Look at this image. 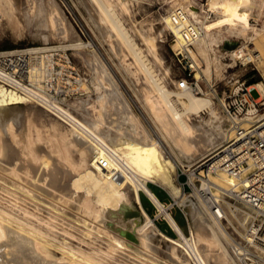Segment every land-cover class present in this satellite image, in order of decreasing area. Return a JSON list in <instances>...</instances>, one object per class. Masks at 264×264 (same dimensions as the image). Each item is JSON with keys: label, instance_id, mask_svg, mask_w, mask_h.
Instances as JSON below:
<instances>
[{"label": "bare ground", "instance_id": "6f19581e", "mask_svg": "<svg viewBox=\"0 0 264 264\" xmlns=\"http://www.w3.org/2000/svg\"><path fill=\"white\" fill-rule=\"evenodd\" d=\"M250 1L256 6L264 4V0ZM87 2L94 9L95 21L97 20L106 33L116 38L122 48L127 50L124 55L133 57V63L143 73L148 86L150 85L154 93L157 92L159 98L161 97L159 105V102L154 100L151 90L146 91L143 100L156 122L160 135L162 134L171 144L182 161L188 162V167L193 166V155L197 153H194L195 151L211 154L233 137L240 135L262 115L253 113L238 118L228 110L224 101L226 112L237 120L240 127L238 130L233 126L227 113L223 114L211 96L196 95L191 86H183L181 83H176L173 90L168 88L164 82L167 74L160 76L156 73V67L162 66V61L156 50L153 25L148 26L150 28L146 31H141L136 26V28L134 26L128 28L124 17L127 16L125 14L131 17V9L124 0H88ZM237 3L238 0H207L206 5L209 7L208 11L215 12L221 19L230 20L232 26L237 29H243L244 24V28L248 30L241 33L249 34L250 39L242 40L238 49L229 48L230 56L238 57L244 63L251 62L258 65L263 62L262 51L258 54L252 52L247 42L255 41L258 36L263 40L264 26L259 28L237 19ZM188 7L186 9L185 6H179L181 10L172 9V11L169 8L168 13L161 18L159 32L163 35L172 33L185 46L182 45L185 51L190 45H199L208 52L210 79L208 83L211 86L217 76L221 77L225 73L227 63L223 58L226 52L222 51L219 45L212 50L208 40L210 25L207 17L201 16L205 11L204 4H200V11L193 5ZM31 14L33 10L31 13L30 8L16 12L10 0H0V24L10 28L14 35L24 34L25 21L27 23L35 21V24L39 21L37 18L31 20ZM40 14L44 16L43 13ZM52 20L47 19L45 25L44 23L42 24L44 26L40 25L42 28H39L35 34L45 43L51 35H54L51 31L54 23ZM66 32L67 29L64 33ZM73 33L75 32L71 34ZM69 34L67 32L63 38H68ZM139 34L144 41L143 47L136 39ZM70 45H83V42L78 41ZM89 53L98 70L94 78L97 80V88L100 89L98 107L88 106L85 104L88 102L80 98L73 101L75 107H71L72 109L61 108L66 111L63 120L71 124L70 129L64 133L68 140L63 139L68 142L66 144L71 151L75 148L80 155L78 164H84L88 155L93 156L96 161L94 170L98 177L91 179L97 185L96 202H92L89 194L77 198L76 195L65 192V188H57L63 180L59 172L61 175L64 170L52 167L48 160H45L46 157H43L42 150L38 152V147L36 148L34 131L39 125L34 118L36 111L32 108L36 105L27 101L22 95L0 88V264H161L150 254L152 249H155V244L161 241L167 244V249L172 255L169 256L170 254L166 252L168 256L174 257L180 264H191V259L196 264H211L210 256L213 254L216 255L218 264L228 262L239 264L235 255L231 253V246H228L230 241L227 231L221 228H224L222 221L209 214L206 203L201 199L186 198L181 189L175 186L173 176L176 166L169 155L165 154L161 141L155 139L152 131L150 132L148 126L146 127L142 122L141 116L136 113L131 101L121 90L122 87L120 88L119 83L116 82L117 79L109 72L108 65L100 58L99 52L94 48L90 49ZM191 57L198 67V61L193 55ZM257 87L264 94L263 82L253 84L250 89ZM173 95L176 96V100L172 98ZM110 105L130 129L127 137L118 141L116 138H120L124 133L122 130H117L120 136L115 135L116 138L113 136L116 128L113 129L110 124L108 126ZM50 123L55 129L59 126L58 120H55L54 124L52 121ZM64 134L61 133V136L63 137ZM56 149L57 147L54 150L57 151L59 147ZM67 155L69 156V153ZM72 167L68 168L70 172L74 170ZM77 173L79 175V172ZM75 179L81 184L79 178ZM221 179L232 184L238 182L236 177L227 172H222ZM148 182L168 188L175 200L183 204L189 217L190 236L186 235ZM90 186L92 187V184ZM127 186L133 189V200L121 192V189ZM140 190L145 192L165 214L179 237L165 235L156 227L142 206L137 209V203L140 204ZM54 199L67 204L77 201L80 207L92 216L94 222H81L69 216L61 210L63 206L57 205ZM235 207L238 212L236 209L232 211L229 206L227 208L233 212L232 214L239 213V216L242 214L244 221L248 222L252 218L254 210L247 204L240 203ZM226 216L228 217V213ZM233 217L234 220L236 216ZM247 222L242 223L244 225L242 226L247 227L245 226ZM74 225L81 228V236L70 229ZM75 239L88 247L75 243ZM179 247L182 248L183 255L180 254Z\"/></svg>", "mask_w": 264, "mask_h": 264}, {"label": "rangeland", "instance_id": "374dc122", "mask_svg": "<svg viewBox=\"0 0 264 264\" xmlns=\"http://www.w3.org/2000/svg\"><path fill=\"white\" fill-rule=\"evenodd\" d=\"M10 1H11L13 9L16 12H19V11L23 12L24 10H27L28 8H30L31 13L33 10V14H31L32 17L30 16L32 18L31 20H34V18L35 19L37 18V21L39 19V21L42 20V22L40 23L39 21L36 22V24L39 26V27L38 26L36 27V24L34 23L35 21L34 22L32 21V23L31 21H28L29 23L25 21L24 28H23L24 34L22 36L14 35L13 33H11L12 30L10 28H6L2 24H0L1 25L0 26V50L21 48V47H27L31 45H44V46L64 45L68 49L75 64L84 73L86 80H87L86 84L84 85V89L87 92L86 95L78 96L79 98L76 97L75 99H73L71 102V105H72L71 107H75V104L73 101H76V99L80 100V98L81 99L83 98L85 102H88L85 104L94 108L95 105L98 107L97 99H98V94L100 92V89L97 88L96 86L97 80L94 79L95 75L98 74V70L97 68H95V64H93V61L90 58L89 50L90 49L92 50L95 48L96 51L99 52L98 54L100 58L103 60V62L108 65L107 67L110 70L109 72L113 75V77L115 76L114 78L117 79L116 82L119 83L120 88L122 87L121 90L124 92L127 98L131 101V104L133 105V108L135 109L136 113L141 116L140 119L142 120V122L145 124L146 127L147 126L149 127V128L147 127V129H149L150 132L152 131L151 133L153 134L155 139H159L161 141V147L163 148L164 152H166L165 154L167 156L169 155V157L175 163L176 172L173 176L175 177L174 178L175 186L181 189L182 193H184L183 195L186 198L197 200L199 198L197 196L198 193L196 190L193 191L191 187L188 185L187 183L188 177L192 175L191 173L195 167L197 168V170L200 169L199 165L205 159H207L210 154L207 155L206 152L202 153L199 151H195L194 153L196 152L197 153L193 155L194 161L192 160V163L193 162L194 163H193V166L190 168L187 166L188 162L182 161L180 157L178 156V154L176 153V151L172 148L171 144L168 141H166V139L162 136V134L160 135V132L156 126V122L154 121V119H152L151 112L148 109V106L145 104V100H143L145 98L144 95L146 91L150 92L151 90H153V88L150 87V85L148 86L147 82L145 81L143 73L140 70H138L137 65L133 63V57H131L130 55H126V56L124 55L127 53V50L122 48L121 44L118 42V40H116V38L109 36L108 33H106V31L98 24L97 20L95 21V16H94L95 12L91 4L87 2L88 0H10ZM124 1H126L129 4L130 9H131V13H130L131 17L128 14H125V16L126 15L127 16L124 17L125 25L128 28L129 27L132 28L133 26L134 27L136 26L140 28L141 31H146V30H149L150 28L148 26H151V24L153 25L155 35H156V40H155L156 50L162 61V66L156 67V73L160 74V76H164L165 74H167L165 75L166 78H164V82L166 83L168 88L173 90L176 86V83H181L183 86H191L194 94L200 95V96L201 95L211 96L215 100L219 109L223 112V114H225L227 112H226V109L224 108L225 106L223 103L225 101L226 95L229 93V87H232L236 80L238 79H240L241 81L246 80L247 85L256 84L259 82H263L264 84V73H263L264 72V43H262L264 39L261 40V37L258 36V38H256L255 41L252 42L251 40L247 42V46L250 50H252V52H256L258 54V52L260 53L262 51L261 53H262L263 62L259 63L258 65L251 63V62L244 63L242 62L243 60L238 57H235V58L231 57L230 56L231 51L229 48H227V45L230 42L231 43L236 42L237 46L234 48L238 49L239 44L242 43V40L247 41L250 39V37H248L249 34L247 35L246 33V35H242L243 33H241L242 31H247L248 29L244 28V24H243L242 26L243 29L239 30L236 27L232 26V22L230 20L224 19V18L221 19L220 16L217 15L215 12L208 11L209 7L206 5L207 0H124ZM177 3L179 4L180 7L185 6L186 9L189 8L188 6L193 5L199 8V11L201 10L200 4H204L205 11L202 12L201 16L202 17L206 16L208 19V23L210 25V28L208 30V40L212 46V50H214L215 46L217 47L219 45V48L222 51L226 52V55L223 58V61L227 63L225 73L221 77L217 76V79H215L212 82L211 86L208 83V80H210L208 76L209 75L208 52L205 51L203 47L199 45L198 46L190 45V47L186 48L187 51H185L182 47L183 44L172 33L169 32L163 35L159 32V29L162 24V20H161L162 16L167 14L169 10L172 11V9L181 10ZM16 8L18 10H16ZM184 11L185 13L187 12L186 10ZM40 13H43L44 16L42 17V14ZM238 17H245L246 19L243 22H246V24H249V25L252 24V25H255L256 27L262 28L264 26V4L261 6H256L250 0H238L237 6H236V18L238 19ZM47 19H53L52 21H54V23H52L53 28L51 27L52 29L51 31L53 32L54 35H51L50 39H48L47 43H45L43 40L37 38L35 34H37L36 31L39 28H42L41 26L45 25V22ZM43 23L44 25H42ZM66 29H67L68 34L70 33V31L75 32L76 34L73 33L74 34L73 35L71 34L72 33L71 32L68 38H63V36L67 35V32L64 33ZM263 35H264V32H263ZM78 37L80 38L79 40H78ZM136 39L138 43L143 47L144 41H143L142 35L140 34L137 35ZM78 41L79 43L82 41L83 45H76V46L70 45V44L78 43ZM190 55L191 56L193 55L194 58L198 61V63L196 62L198 67L195 66L194 60ZM232 58H233V61H232ZM256 89H259V87H257ZM256 89H251L253 90L252 91L253 97L255 99L259 98V100L264 101V94L259 89V91L261 92V95H260V93H258ZM151 94H153L154 100L159 102L158 104L160 105L161 97L159 98L158 93L157 92L154 93V90H153L151 91ZM172 98L174 100L177 99L175 95H173ZM33 105L34 106L36 105L35 107H32V108L36 111L34 118L35 120H37L36 122L39 125L38 126L39 128L35 130L37 132L34 131V137L36 139V148L38 147L37 148L38 152L39 150H42V152L41 151L40 152L42 153L43 157H46L45 160H48V162L51 164L52 167H55L57 169L59 168L60 170L61 169L64 170L63 172L61 171L62 172L61 175L59 172V176H62L63 180L57 185V188L58 187L65 188V192L72 193L73 196L76 195L77 198H81V196L89 194L92 202L94 201L96 202L97 185L96 183L93 182V180L96 177H98V175L94 170L96 168V161L94 157L88 155L86 157V162L84 164H81V165L78 164V161H80V155H78V152L76 151L75 148L71 151L68 147V144H66L68 142L64 140V139L68 140L65 137L64 133L70 129L71 124L67 121H64L60 117H56L55 115L51 114L50 112H48V110L41 107L40 105L36 103H33ZM110 108L111 110L109 111V116H108L110 123H108V126L110 124L111 127L113 126L112 127L113 129L116 128L114 130L115 134L113 133L114 137L115 135L120 136V134L116 132L117 130L123 131L124 134H122L120 138L115 137L117 141L119 139L120 140L124 139L127 137L130 129L125 125V122L121 120L120 114L116 110L113 109V106L110 105ZM263 111L264 110L260 111V113H262ZM203 114H205L204 111H203ZM227 115L232 121L233 126L236 129L240 130V127L237 124V120L234 119L232 116H230L228 113ZM42 119L44 120L42 121ZM55 120H58L59 122V126L57 129H55L54 127H51L52 124L50 123V121H52V123L54 124ZM40 131H41V134H43L42 136L40 134ZM54 133H56L55 134L56 136L54 135ZM61 133L64 134L63 137L61 136ZM54 143L57 144L58 146L57 145L54 146L55 145ZM60 144L62 145L60 146ZM52 147H54L52 149L53 151H55L54 150L55 147H57V149L59 147V149L58 150L56 149L57 151L53 152L51 150ZM67 153H69V156L67 155ZM60 155L62 158L60 157ZM63 160H65V162L67 161L68 162L65 164ZM89 161L91 165L89 164ZM68 163H70V165H72L73 167L68 165ZM69 166L70 168L72 167V169L74 170L70 172ZM75 168L77 169L75 170ZM77 172H79V175ZM195 175H198V173L196 172V169H195ZM75 178L77 179L79 178L78 180H81V184H79ZM91 184H92V187L90 186ZM148 184L149 186L151 185L155 187L156 189H158L159 192H161L163 198H159V199L165 204V208H167V210L172 213L173 217L175 215L180 217V219L182 220V224L181 225L179 223L178 224L182 227L186 235L190 236L191 229H190L189 217L187 215V212L183 204L179 203L178 200H175L174 196L172 195L171 192H169L170 190L168 188L163 187L157 183L148 182ZM198 187L200 186L198 185ZM94 188L96 190H94ZM121 192L125 193L128 196V198L132 200L134 199V192H133L132 187L130 188L127 186L125 188H122ZM213 192L219 193L216 189H213ZM54 201L55 203H57V205L59 204L60 207L63 206L64 208L61 207L62 208L61 210H63V212H66L69 216L74 217L80 220L81 222H88V223L94 222V219L92 218V216L89 215L88 212L84 211L80 207V204H78L77 201H73L70 204H67L66 202H63V201L60 202L56 199H54ZM227 203L230 205H228ZM231 203H233V205ZM172 204H174V206L171 208ZM224 204H226L224 208L226 212L228 213L229 218L226 216L227 217L226 219L228 221H226V219L222 221V224L226 230H224L223 227L221 228L223 231L225 232L227 231L226 234H228V238L230 241L228 246L230 247L234 239H236L237 241H240L241 238H243L242 235L244 234V231L246 228V227H243L244 226L243 224L246 223L247 221H244L245 219L242 214H240V216H239V213L237 215L232 214L233 212L229 210L230 207L232 211L235 210L236 207L234 208V206L235 205L237 206L238 205L237 203L232 201L230 198L225 197ZM137 205H138L137 207L138 210L140 206H142L146 210V212L149 214L151 219L154 221L156 227H158V229H160L161 232H163L165 235H168L170 237H174V238L179 237L177 231L167 220V217L165 216V214L160 211V209L155 204V202L142 190H140V204L137 203ZM228 206H229V209L227 208ZM233 215L236 216L234 220L232 219L234 218ZM251 219L248 220L245 226L247 225L248 227ZM230 220L232 222L231 224H230ZM236 220H238L239 222ZM70 229L77 235L81 236L80 235L81 228H79V226L74 225ZM74 242L77 244L83 245V247H88L85 243L80 242L76 239ZM179 250H180V254L183 255L184 253L182 252L181 247H179ZM152 252L150 253L152 255L151 257L154 260L160 262L161 264H180L178 260L174 259V257H169L172 255L170 254V251H168L167 244L165 241L156 243L155 249H152ZM166 252L169 253L170 255L168 256ZM231 253L234 255L233 251H231ZM187 257L190 258L189 255H187ZM210 262L211 264H218L215 254L210 256ZM194 263H195L194 260L191 259V264H194ZM237 263H239V261ZM223 264H231V263L228 262V263H223Z\"/></svg>", "mask_w": 264, "mask_h": 264}, {"label": "built area", "instance_id": "2783aa9c", "mask_svg": "<svg viewBox=\"0 0 264 264\" xmlns=\"http://www.w3.org/2000/svg\"><path fill=\"white\" fill-rule=\"evenodd\" d=\"M86 82L64 45L0 50V88L22 95L61 119L66 116L61 107L69 108L73 99L86 95ZM252 85L238 79L229 87L225 102L233 115L242 117L264 110V101L253 97ZM260 114L240 135L215 149L199 165L200 169L195 167L187 182L206 203L209 214L219 221L226 219L225 197L253 208L243 238L231 244L241 264H264V111ZM222 172L236 177L238 182L226 183L221 179Z\"/></svg>", "mask_w": 264, "mask_h": 264}, {"label": "trees", "instance_id": "16d2710c", "mask_svg": "<svg viewBox=\"0 0 264 264\" xmlns=\"http://www.w3.org/2000/svg\"><path fill=\"white\" fill-rule=\"evenodd\" d=\"M150 187L153 189V191L157 194V196H158L159 198H163L161 192H159L158 189H156L155 187H153V186H151V185H150ZM174 217H175V219L177 220V222L181 225V224H182V220L180 219V217L177 216V215H175Z\"/></svg>", "mask_w": 264, "mask_h": 264}, {"label": "water", "instance_id": "95a60500", "mask_svg": "<svg viewBox=\"0 0 264 264\" xmlns=\"http://www.w3.org/2000/svg\"><path fill=\"white\" fill-rule=\"evenodd\" d=\"M237 46V43L236 42H234V43H229L228 45H227V48H234V47H236Z\"/></svg>", "mask_w": 264, "mask_h": 264}, {"label": "clouds", "instance_id": "9594fccd", "mask_svg": "<svg viewBox=\"0 0 264 264\" xmlns=\"http://www.w3.org/2000/svg\"><path fill=\"white\" fill-rule=\"evenodd\" d=\"M242 22L246 19L245 17H238Z\"/></svg>", "mask_w": 264, "mask_h": 264}]
</instances>
